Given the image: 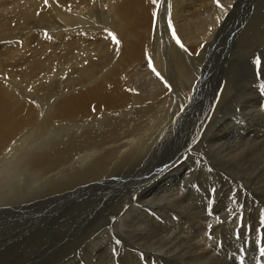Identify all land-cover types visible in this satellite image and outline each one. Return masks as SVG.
Returning <instances> with one entry per match:
<instances>
[{
  "label": "bare ground",
  "instance_id": "bare-ground-1",
  "mask_svg": "<svg viewBox=\"0 0 264 264\" xmlns=\"http://www.w3.org/2000/svg\"><path fill=\"white\" fill-rule=\"evenodd\" d=\"M254 33L264 37V0H219V6L216 0H0V217L8 222L19 214L18 221L26 220L32 228L49 227L70 208L106 193L103 204L112 197L136 196L129 210L138 231L152 226L156 232L230 230L221 226L219 216L210 217L186 201L192 189L190 179L181 180V168L188 156L202 154L187 150L189 141L179 124L188 115L183 131H189L195 115L217 102L230 69L238 68L260 43ZM240 41L247 50L238 49ZM227 57L230 67L223 72ZM252 85L264 89V78ZM260 109L262 113L264 107ZM260 111L259 106L252 109L248 117L255 122L232 140L241 145H225L229 141L220 138L211 149L219 159L207 155L205 166L208 174L223 177L237 190L235 201L264 210V197L250 192V180L234 171L235 163L243 173L247 165L255 186H263L258 181L264 178V150L257 149L264 144ZM245 153L248 162L242 160ZM113 212L106 209L105 221ZM47 213L49 225L42 218ZM147 213L160 215L165 224ZM242 220L240 215L236 221ZM226 223L232 226L228 218ZM105 225L97 226L104 245L98 264H120L112 252L128 250L131 240L123 232H108ZM38 233L22 232L19 240L27 249L37 248L27 238ZM51 233L54 240L60 234ZM164 242L153 248L154 260L181 264L180 246L167 248ZM197 253L201 257L190 256L187 263L207 260Z\"/></svg>",
  "mask_w": 264,
  "mask_h": 264
},
{
  "label": "rangeland",
  "instance_id": "rangeland-1",
  "mask_svg": "<svg viewBox=\"0 0 264 264\" xmlns=\"http://www.w3.org/2000/svg\"><path fill=\"white\" fill-rule=\"evenodd\" d=\"M233 34L231 35V38L233 37ZM253 38L259 41L260 43L258 44V46L251 48L249 50L250 52H252V54L248 58H246L244 61H242L240 65H238L239 69L238 68L234 70L230 69L229 74H227L228 76H226L224 83H222L223 84L222 93L219 94L217 98V102L211 108L207 107L204 110L205 112L202 111L201 113L197 114V116L195 115V118L193 120L192 126L190 127L189 131H186V132L183 131L184 130L183 127H185L183 126L185 123L184 121L188 118V115H185L183 117L184 119L180 121V124H179V127L181 128L180 133L184 134L185 138L186 137L188 138L186 140L189 141V145L187 146L188 151L190 152L194 151L195 153L196 152L200 153L202 154V156L206 154V156L208 155L209 157L216 159L218 157L216 156L214 152H212L211 149H214L213 146L219 145L218 144L219 142L221 143L222 141L228 140L229 142L225 145H237V146L241 145V143H233V141L236 140L238 135H241L240 134L241 131L242 132L249 131L248 129H246V127L247 128L251 127L250 124L255 122V120L249 119L248 117L249 113L252 111V109L255 108V106L256 107L259 106V111L261 110L260 108L264 107V89L261 90V88H258L252 85L255 79L264 78V53H263L264 49H262L264 48V37L262 38L258 37L256 33H254ZM242 40H245V38H243ZM241 41L237 42L238 49L241 51L247 50L248 48L246 47L244 42L242 43ZM217 44H218L217 42L213 43L214 46H217ZM222 45L223 43L220 44V47H222ZM255 54H257V56L260 57L261 59V65L259 67H257L254 64L255 57L253 55ZM230 60L231 58L227 57V61L221 63L222 65L221 68L223 72L229 70L228 67H230L229 66ZM236 70H239V71H236ZM209 93L210 92H208V94ZM242 114L245 117L247 116L248 118L247 117L245 118ZM261 115L263 117V120L261 119L262 122H260L259 120L258 123L261 124L260 127L261 126L264 127V110H262ZM260 118L261 117H259V119ZM195 122H198V123H195ZM220 138H222V141ZM182 143H185V142H182ZM206 145H209V146H206ZM217 149L220 150L221 147L218 146ZM257 149L264 150V144L260 143V146H258ZM202 156H197V157L195 155L188 156L189 160L187 161V165L184 168H181V170L183 169V175L181 177V180L187 179L188 181V179H190L187 185L190 184L188 188L192 189V194H196V189H197V196L195 195L194 197L191 194L192 197L190 196L191 198L189 197L188 200L186 201L195 207L197 206L196 208L200 211L206 210L207 214L210 217H212L213 215H215V217L219 216L220 224H222L221 226L225 227L226 229H230L227 232H216L213 229H209V227L206 230V232L204 230L203 232H156V228L153 226L150 227L149 230H142L143 232L138 231V228H137L138 226H136L133 223L136 221L137 218H134L135 214L134 213L131 214V211L129 210V208L131 207V204L134 203L132 202L133 201L132 197H136V196L126 195L125 198H121L120 200L119 198L116 199L112 197V199L110 198L111 200L106 199V200H110L108 203L103 204L104 198L106 196V193H105L103 195L101 194V197L98 196L92 199H87L86 206L83 205V207L75 206L73 208H70L68 211L65 212V214L61 218L56 220L54 223L53 222L51 223V216L48 213L43 215L42 218L44 219V224L45 225H49L50 223L51 224L49 227L37 228L38 230L36 229L35 226L34 228H32V225L26 220L18 221V219H21V216H19V214H18V217L14 219V221H8V222L4 221L0 217V264H52V263L53 264H98V262L100 261V258L102 257L101 251L104 249V245L99 243L98 237L101 236V233L99 232H102V229L97 226L99 225L100 227H102L103 225H105V223H106L105 227L108 226V224L111 227V228L109 227L110 230L108 232H112V231L123 232V235L127 239L131 240L132 245L128 249L129 251L116 248L114 249L115 251L112 252L113 257H116L118 258L119 261H121L120 264L122 263L123 264H150V263L160 264L154 260L155 258H153L155 257V255L153 254V251H154L153 248L155 246L160 245L164 240H166V242L164 243H166L167 248L169 247L177 248L180 246L179 248L182 249V253L178 255V259L183 258L181 264H192V263H187L189 262L190 256H191L190 258L193 260L201 257L198 255L197 251L199 253L205 254L206 255L205 258L207 257L208 258L206 261L198 259L199 262L197 261L196 264H244V263L245 264H264V240H263L264 239V210H262L261 208L259 210L258 209L259 207L258 206L256 207V205H254V207L251 205L246 206V204L235 201L236 198L239 199L237 197L238 196L237 190L233 187L232 189H230L229 187L231 186H228V183L224 181L223 177L221 176L216 177V176H213L207 173L206 171L207 166L205 165L206 164L208 165V163H210L209 157L207 156L208 158H205V161L197 162L194 160L195 158L198 159V158H201ZM249 158L250 157L246 155L245 153L242 157V160L248 162ZM231 161H238V160L234 158ZM235 166L236 167L234 171L241 174L242 177L246 178L247 180H250L249 182L253 185V187H250L252 190L248 188L250 192L252 193L256 192L261 197H264V191H263L264 178L261 180L260 179L258 180L260 181V183H263L262 184L263 186H261L260 184L261 189L257 188L255 186L256 180L249 176V167L247 165H244L246 172L243 173L242 172L243 170L239 168L238 163H235ZM178 169L180 168L178 167ZM149 171L154 172L155 169H152ZM191 176H193V179ZM164 177H165L164 175L158 176L156 177V179L162 180ZM207 177L208 178L210 177L211 179L208 180ZM220 183L222 184L220 185ZM134 193L142 196L137 191ZM128 200L130 201L129 203H128ZM94 201H96L95 204L93 203ZM123 202L126 204H124ZM198 203L199 205H196ZM89 204H92V205L89 206ZM124 205L125 206L127 205V206L125 207ZM93 208H97V209L93 210ZM106 209H112L114 211L108 217L107 221H105V218L107 219ZM86 210L88 212H86ZM253 210L255 211V213ZM96 212L98 213L96 215H93ZM147 214L149 215V217L153 218L154 220L159 221L161 224L163 225L165 224L163 222V219L159 217L160 215H155L151 213H147ZM114 215L115 216L117 215L118 219L120 218V220L117 219L119 221L117 224H116L117 220L114 218ZM240 215L243 217V220L240 221V223L238 224L236 220L238 219V217H240ZM223 216L225 218H223ZM111 217L113 220L111 219ZM109 218L111 220H109ZM227 218L230 221L232 220V223H230V225H232L233 228L232 226L226 227V225L228 224L226 223ZM103 219L104 221L101 222L100 220H103ZM233 220H235L236 225L233 224L234 223ZM127 222L129 223L128 226L126 225ZM165 222L167 223L166 220ZM170 223H171V219L168 218V224ZM173 225H177V220L174 221ZM209 226H210V223H209ZM131 229L132 230L135 229V230L131 231ZM94 230L95 231L97 230V231L95 232ZM213 231L215 232L213 233ZM6 232H9V233L7 234ZM22 232H39L37 235L38 237L33 238V239L27 238L28 241H31V240L35 241L39 246L37 248L35 247L33 249H27L26 246L22 245L19 240V236L22 234ZM51 232L60 233L57 236L56 240H54V237L52 236L53 233ZM51 236L53 238H51ZM186 239H191L193 242H195V244L191 245V242H188L186 244ZM196 242H199V243H196ZM253 243H256L257 245ZM95 244L97 246H95ZM199 245H201V247L197 248V246ZM91 249H93L95 253H93ZM97 249L99 250L97 251ZM196 249H199V250H196ZM88 251L92 254H89ZM250 251H251V254H250ZM32 259L34 261H32ZM89 260L90 261L93 260L94 263L89 262ZM136 260H138L137 261L138 263L136 262ZM169 263L170 262H168V264ZM173 264H177V263L173 262Z\"/></svg>",
  "mask_w": 264,
  "mask_h": 264
},
{
  "label": "snow or ice",
  "instance_id": "snow-or-ice-1",
  "mask_svg": "<svg viewBox=\"0 0 264 264\" xmlns=\"http://www.w3.org/2000/svg\"><path fill=\"white\" fill-rule=\"evenodd\" d=\"M156 2V0H153V3H155ZM216 2H217V4H218V6H219V0H216ZM45 3H47V0H45ZM110 35L112 36V38H113V40H116V38H115V36H114V34H111L110 33ZM175 30L173 29V36L175 37ZM177 42L179 43V39L177 38ZM116 43H119V41L118 40H116ZM181 47H183V45L181 44ZM254 64L257 66V67H259L260 65H261V59H260V57H256L255 58V60H254ZM157 75H159V73H157ZM117 243H119V241H117Z\"/></svg>",
  "mask_w": 264,
  "mask_h": 264
}]
</instances>
